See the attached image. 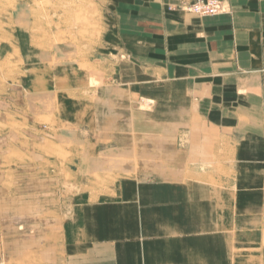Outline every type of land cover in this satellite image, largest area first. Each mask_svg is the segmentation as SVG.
I'll use <instances>...</instances> for the list:
<instances>
[{
    "label": "crops",
    "instance_id": "1",
    "mask_svg": "<svg viewBox=\"0 0 264 264\" xmlns=\"http://www.w3.org/2000/svg\"><path fill=\"white\" fill-rule=\"evenodd\" d=\"M188 1L110 3L109 38L135 57L120 84L141 99L134 137L99 149L137 152L139 169L75 203L62 264H264V0L194 23L176 8ZM117 116L93 132L130 120Z\"/></svg>",
    "mask_w": 264,
    "mask_h": 264
},
{
    "label": "rangeland",
    "instance_id": "2",
    "mask_svg": "<svg viewBox=\"0 0 264 264\" xmlns=\"http://www.w3.org/2000/svg\"><path fill=\"white\" fill-rule=\"evenodd\" d=\"M111 1L0 0V264H62L75 203L139 169L137 152L99 149L118 142L114 133L134 137L141 99L120 84L121 64L135 57L109 38L117 27ZM187 3L176 8L191 23L209 17ZM108 83L119 91L99 92ZM120 95L129 101H115ZM118 112L130 120L93 132L103 116L117 122Z\"/></svg>",
    "mask_w": 264,
    "mask_h": 264
},
{
    "label": "built area",
    "instance_id": "3",
    "mask_svg": "<svg viewBox=\"0 0 264 264\" xmlns=\"http://www.w3.org/2000/svg\"><path fill=\"white\" fill-rule=\"evenodd\" d=\"M187 6L190 11L201 16L219 15L226 10L222 0H190Z\"/></svg>",
    "mask_w": 264,
    "mask_h": 264
},
{
    "label": "bare ground",
    "instance_id": "4",
    "mask_svg": "<svg viewBox=\"0 0 264 264\" xmlns=\"http://www.w3.org/2000/svg\"><path fill=\"white\" fill-rule=\"evenodd\" d=\"M56 85V84H55ZM41 91H42V89H41ZM57 97H58V95H57ZM40 99V98H39ZM46 100L43 98V99H41L39 102H45ZM48 101V100H47ZM49 101H50V99H49ZM49 107H50V105H48ZM105 120V119H104Z\"/></svg>",
    "mask_w": 264,
    "mask_h": 264
}]
</instances>
